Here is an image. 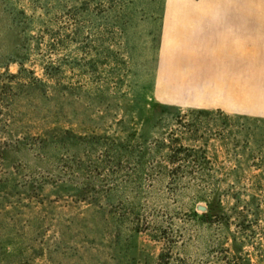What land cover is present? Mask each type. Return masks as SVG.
I'll return each instance as SVG.
<instances>
[{
  "label": "rangeland",
  "instance_id": "rangeland-1",
  "mask_svg": "<svg viewBox=\"0 0 264 264\" xmlns=\"http://www.w3.org/2000/svg\"><path fill=\"white\" fill-rule=\"evenodd\" d=\"M248 262L264 0H0V264Z\"/></svg>",
  "mask_w": 264,
  "mask_h": 264
},
{
  "label": "trees",
  "instance_id": "trees-1",
  "mask_svg": "<svg viewBox=\"0 0 264 264\" xmlns=\"http://www.w3.org/2000/svg\"><path fill=\"white\" fill-rule=\"evenodd\" d=\"M207 211L205 213H201L199 216L197 214H195L196 217H199L201 219H207L211 216V214L214 212L215 210V206L209 205L206 207ZM248 264H251L250 262H248Z\"/></svg>",
  "mask_w": 264,
  "mask_h": 264
},
{
  "label": "water",
  "instance_id": "water-1",
  "mask_svg": "<svg viewBox=\"0 0 264 264\" xmlns=\"http://www.w3.org/2000/svg\"><path fill=\"white\" fill-rule=\"evenodd\" d=\"M197 210L201 213H205L207 211V208L206 207H203V206H198L197 207Z\"/></svg>",
  "mask_w": 264,
  "mask_h": 264
}]
</instances>
